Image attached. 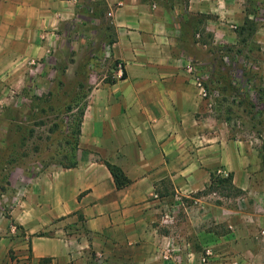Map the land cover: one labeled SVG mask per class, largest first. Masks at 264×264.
I'll list each match as a JSON object with an SVG mask.
<instances>
[{
  "label": "crops",
  "instance_id": "1",
  "mask_svg": "<svg viewBox=\"0 0 264 264\" xmlns=\"http://www.w3.org/2000/svg\"><path fill=\"white\" fill-rule=\"evenodd\" d=\"M237 1L188 0L182 8L175 0L174 19L154 0H104L109 55L124 74L106 71L87 93L75 167L52 165L36 177L11 171L7 191L17 198L0 216V264H201L205 248L211 264H225L210 209L191 196L218 171L236 178L242 156L231 161L228 142L213 143L223 122L181 57L204 59L205 45L186 46L181 24L192 11L246 16ZM83 11L81 0H0V113L32 62L50 68L67 49L86 48L77 41ZM104 162L130 183L117 189Z\"/></svg>",
  "mask_w": 264,
  "mask_h": 264
},
{
  "label": "rangeland",
  "instance_id": "2",
  "mask_svg": "<svg viewBox=\"0 0 264 264\" xmlns=\"http://www.w3.org/2000/svg\"><path fill=\"white\" fill-rule=\"evenodd\" d=\"M81 1L86 25L77 41L86 48L67 49L50 68L32 65L36 68L26 73L23 86L16 90L8 87L5 93L0 113V216L7 215L17 198L7 191L11 171L36 177L52 165L71 162L68 125L86 103L95 81L110 69L114 74L115 61L105 57L110 46L107 42L113 39L106 7L102 0ZM154 1L170 7L175 19V0ZM176 1L182 8L188 4V0ZM96 3L99 8L93 15L91 8ZM238 5L246 16L219 19L195 11L182 16L181 27L187 34L184 44L205 45L200 51L204 59L203 55L181 57L192 80L198 79L196 87L201 90L198 83L204 86L206 97L211 98L213 116L223 122L216 128L213 143L227 141L231 161L242 156L238 160L242 170L236 178L232 176L239 191L219 188L212 192L209 183L191 197L202 199L210 209V229L223 238L225 264H264V33H258L264 27V0H238ZM245 20L253 22L255 31L253 26L247 29ZM243 26L245 31H241ZM228 174L221 170L212 175L227 178ZM171 214L175 217V212ZM211 259L206 264H211ZM99 263L107 264L102 258L95 264Z\"/></svg>",
  "mask_w": 264,
  "mask_h": 264
},
{
  "label": "trees",
  "instance_id": "3",
  "mask_svg": "<svg viewBox=\"0 0 264 264\" xmlns=\"http://www.w3.org/2000/svg\"><path fill=\"white\" fill-rule=\"evenodd\" d=\"M104 5V1L102 0V3ZM98 8H99V4L96 3V4H93L92 5V10L93 12V15H95V13L98 11ZM245 24H248L247 26V29H249L251 26H253V22L252 21H249V20H245ZM245 26V25H244ZM242 27L241 28V31H245V27ZM253 31H255V27L253 26ZM242 33V32H241ZM114 42L113 39H110L107 44L108 45H111L112 43ZM243 101H245V99L243 98L242 99ZM253 107V106H251ZM85 108H86V103H84L82 105V107L79 109V112L78 114L76 115V118L73 120V122H71L68 126H69V131L72 135V142H68L69 145H70V148H69V158H71V162L67 165H62L61 166L63 168H73L76 166V151L78 149V143H79V135H80V132H81V125H82V121H83V115H84V111H85ZM72 110V108H68V111L70 112ZM105 166L107 167V169L109 170L113 180H114V183L116 185V188L117 189H121V188H124L126 187L130 181L126 178V176L124 175L123 171L115 166V165H112L108 162H104ZM228 177L227 178H224L222 176H214L212 175L211 178H210V185H209V190L214 192L215 190L217 189H230L231 191L232 190H237L239 191L238 188H236L233 184V180H232V175L231 174H228L227 175ZM51 260L49 258H45V259H41L39 261V264H50Z\"/></svg>",
  "mask_w": 264,
  "mask_h": 264
},
{
  "label": "built area",
  "instance_id": "4",
  "mask_svg": "<svg viewBox=\"0 0 264 264\" xmlns=\"http://www.w3.org/2000/svg\"><path fill=\"white\" fill-rule=\"evenodd\" d=\"M105 57H107V58L110 57L108 51L106 52ZM34 64H36V63L32 62V65H34ZM124 67H125V64L123 62L115 61L114 62V74H113V77L121 79L123 74H124ZM194 81H195V84H196V81H198V79H196ZM197 85L199 87H201V90H202L201 92H202L203 97H206V90H205L204 86H201V84H199V83ZM212 255H213L212 250L210 248H205V250L203 251L202 256L200 258L201 263H203V264L207 263L208 260L212 257Z\"/></svg>",
  "mask_w": 264,
  "mask_h": 264
}]
</instances>
